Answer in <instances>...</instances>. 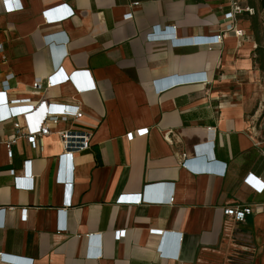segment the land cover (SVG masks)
I'll return each instance as SVG.
<instances>
[{
    "label": "crops",
    "instance_id": "crops-1",
    "mask_svg": "<svg viewBox=\"0 0 264 264\" xmlns=\"http://www.w3.org/2000/svg\"><path fill=\"white\" fill-rule=\"evenodd\" d=\"M240 3L256 9L237 16L246 35L227 34L207 46L185 41L220 34L231 0H13L23 4L20 10L0 0V90L9 79L10 101L36 105L0 119V206L16 208L0 226V252L33 264H198L206 253L226 252L233 238H253L252 264H264V191L255 190L259 181H245L253 174L264 182V138L252 126L244 87L256 74L254 54L262 45L253 24L264 4ZM61 5L54 16L73 15L48 22L44 11ZM128 12L134 17L126 19ZM155 26L171 37L151 39ZM57 67L96 87L82 93L73 81L47 87ZM199 72L210 81L156 90L159 79ZM38 79L43 87L36 90ZM50 104H78L84 116L51 123L52 133L36 143L21 136L10 151L15 123L37 128ZM141 128L148 133L128 138ZM66 129H88L92 137L89 149L63 164L57 131ZM199 151L216 171L224 166L214 161L226 162V174L181 166L182 153L197 161ZM25 162L33 180L24 174ZM11 169L25 175V187H16ZM32 181L34 188L26 187ZM157 184L159 191H148ZM147 191L173 193L174 202H117ZM236 205L253 213L236 222L224 213ZM116 230H126L125 237L116 240ZM159 246L178 258L161 257Z\"/></svg>",
    "mask_w": 264,
    "mask_h": 264
},
{
    "label": "built area",
    "instance_id": "built-area-1",
    "mask_svg": "<svg viewBox=\"0 0 264 264\" xmlns=\"http://www.w3.org/2000/svg\"><path fill=\"white\" fill-rule=\"evenodd\" d=\"M6 3L10 4L11 8L13 10H20L23 7V4H18L15 6L13 4V0H3ZM139 3L135 2L133 3V6H138ZM65 5H61L55 8H51L44 11V14L47 16L48 22H56L58 20L64 19L66 17H70L73 15L74 10H71L68 14L63 16H54V12H57L61 10V8ZM242 13H248L250 15H254L256 13V9L253 6L250 5H242L240 3V0H231V9L225 13V19H226V26L223 29L220 34H214L211 36H197V37H191L188 40H186V43L189 44H195V45H207V46H213L215 44H218L223 41L224 37L227 34H233L237 37H244L246 35V31L242 28L238 27L237 24V16ZM134 17L133 12H128L125 15L126 19H131ZM174 30H176V27H173ZM156 30V33H155ZM155 30L153 32V35H150L151 39H168L171 37V35H168L166 33H161V27L155 26ZM175 44H180L181 41H176L174 39L173 41ZM0 52H4V44L0 41ZM3 59H6V56L3 55ZM57 70H54L51 75H49L46 79V86L47 87H53L55 85H59L66 82L73 81L77 86V92L82 93L86 92L88 90H93L96 86L95 84L90 85H82L79 80L77 79L76 74H66L61 70V68H56ZM13 74H9L8 78H13ZM209 77L207 76V73L205 72H199L194 74H189L186 76H172L169 78L159 79L156 81V90L161 91L163 89H166L172 85L175 84H182V83H208ZM6 90H0V103H2V106L5 110V114L0 116V119L6 118V117H16L21 116L24 114H28L32 112L36 105L30 104V103H24L22 101L25 100H11L8 98L7 92L9 91V79L5 80V86ZM43 87V83L41 79L36 80L34 83V88L36 90H39ZM84 116V111L82 110L81 106L78 104H61V105H53L50 104L47 106V109L45 111V120L42 125L37 126V128L33 130H25L22 128L20 122L15 123V129H16V135L15 137L11 138L6 142L7 148L11 151L12 145L16 142L17 138L19 137H25L29 142L36 143L38 139L43 136L52 133L50 129L51 123H57L59 120H66L68 117H76V118H82ZM149 131L148 128H141L138 129L136 132H128L127 136L129 139H133L135 135L142 136L147 134ZM61 138L62 143V153L60 154V158L62 160V163L66 164L69 162L73 156L76 153L83 152L90 148L91 143V137L92 132L88 129H66V130H60L57 131ZM29 161V160H27ZM197 161L201 163V165L197 164ZM193 161V159L187 157L185 153L181 154V166L186 167L190 169L192 172L197 174H221L225 175L227 170V163L223 162H217L214 161L216 164H222L224 166V170L222 172L216 171L210 164H207L205 162H202L200 160ZM26 165L28 169H26ZM29 175V177L33 180L35 176L33 175L32 169L29 167V162H25L24 165V174L26 173ZM15 169H11V174L15 177V185L16 187H25V185L21 182L22 178H25V175H18L16 174ZM62 178H60L61 180ZM254 181H259L261 184V187L258 189L256 188L258 192L264 191V182L261 180L260 177L249 174L245 181L248 182L250 185ZM28 188L33 189L34 188V182L32 181L31 184L26 186ZM150 191V189H148ZM147 192H140L136 194H130V195H120L117 199L118 203H129V204H141V203H158V204H164V203H172L174 202V194H170L168 197H163L161 195H149ZM15 207H4L0 206V226L5 227L6 220L4 218L7 210H15ZM224 213L226 216L231 218L232 220L236 222H244L249 215L253 213L252 207L248 205H236V206H227L224 209ZM28 218L27 208H22V216L21 219L26 221ZM63 227V226H62ZM126 235V230H116L115 232V238L116 240H121ZM158 253L163 258H178L179 253H169L163 250L162 246H159ZM91 255V254H89ZM96 256H102V253L96 254ZM0 262L6 263V264H33L34 260L31 258H23V257H16L8 255L4 252H0Z\"/></svg>",
    "mask_w": 264,
    "mask_h": 264
},
{
    "label": "rangeland",
    "instance_id": "rangeland-1",
    "mask_svg": "<svg viewBox=\"0 0 264 264\" xmlns=\"http://www.w3.org/2000/svg\"><path fill=\"white\" fill-rule=\"evenodd\" d=\"M258 9L253 26L256 28L262 47H259L254 54L256 74L244 87L251 96L252 110L249 117L252 126L258 136L264 138V6L260 3ZM255 247L253 238H233L226 252L217 255L206 253L198 264H252Z\"/></svg>",
    "mask_w": 264,
    "mask_h": 264
},
{
    "label": "water",
    "instance_id": "water-1",
    "mask_svg": "<svg viewBox=\"0 0 264 264\" xmlns=\"http://www.w3.org/2000/svg\"><path fill=\"white\" fill-rule=\"evenodd\" d=\"M197 157H198V160H200L202 162H207L208 163L210 156L208 154H205L204 155L203 152H200L199 151V155H197ZM161 187H162L161 185L157 184V185H153V186L149 187V189L150 190H157V191H159Z\"/></svg>",
    "mask_w": 264,
    "mask_h": 264
},
{
    "label": "trees",
    "instance_id": "trees-1",
    "mask_svg": "<svg viewBox=\"0 0 264 264\" xmlns=\"http://www.w3.org/2000/svg\"><path fill=\"white\" fill-rule=\"evenodd\" d=\"M261 2L264 4V0H261ZM97 156L99 158V152L97 151Z\"/></svg>",
    "mask_w": 264,
    "mask_h": 264
}]
</instances>
